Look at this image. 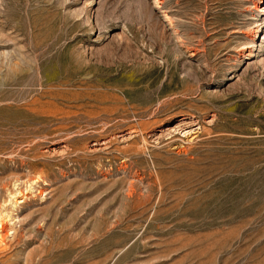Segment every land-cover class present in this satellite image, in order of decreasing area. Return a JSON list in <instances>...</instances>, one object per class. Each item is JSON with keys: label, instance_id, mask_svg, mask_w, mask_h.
<instances>
[{"label": "rangeland", "instance_id": "374dc122", "mask_svg": "<svg viewBox=\"0 0 264 264\" xmlns=\"http://www.w3.org/2000/svg\"><path fill=\"white\" fill-rule=\"evenodd\" d=\"M0 264H264V0H0Z\"/></svg>", "mask_w": 264, "mask_h": 264}, {"label": "bare ground", "instance_id": "6f19581e", "mask_svg": "<svg viewBox=\"0 0 264 264\" xmlns=\"http://www.w3.org/2000/svg\"><path fill=\"white\" fill-rule=\"evenodd\" d=\"M263 1V0H262Z\"/></svg>", "mask_w": 264, "mask_h": 264}]
</instances>
